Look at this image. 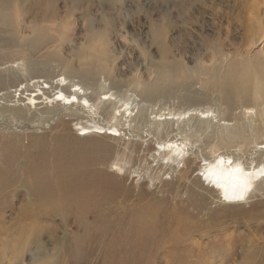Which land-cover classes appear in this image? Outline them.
Here are the masks:
<instances>
[{"label":"rangeland","instance_id":"obj_1","mask_svg":"<svg viewBox=\"0 0 264 264\" xmlns=\"http://www.w3.org/2000/svg\"><path fill=\"white\" fill-rule=\"evenodd\" d=\"M2 2L0 15L7 19L4 25L0 22V73L3 75L8 74L13 64L21 62L37 59L53 64V59L43 55L52 46H58L61 58L72 59L71 48L83 42V27L101 18L109 20L108 30L118 29L121 22H127L123 31L126 34L121 35H126V40L121 36L111 38V45L124 49L129 40L135 41L136 45L128 51L129 57L140 68L141 54L145 55V76L158 64L191 69L201 61L212 69L211 61L219 66L220 56L224 59L221 70L233 61L246 66L251 63L264 66V0ZM44 18H48L46 23L42 21ZM43 24L54 26L50 34L59 29L63 38L36 40L40 44L32 49L33 37L28 28ZM96 28L100 31L104 25L96 22ZM56 38H59L57 34ZM24 76L27 75L19 74L23 84L32 80V77L23 79ZM194 78L190 85H185L180 78L182 87L172 98L153 105L154 112L183 113L196 108L212 111L207 132L190 138L192 144L184 140L183 134H177L190 147L186 165L177 167L158 161L155 143L166 139L160 141L153 133L128 130L122 121L120 134L115 139L106 136L87 139L118 149L127 142L133 144L129 145L133 148L126 150L131 161L119 162L123 166L121 171L112 166L121 156L115 150L107 154L104 165L91 163L82 167L108 176V184L97 190V195L91 194V199L67 188L54 190L44 199L30 186V168L40 155L45 156L46 175L53 178L54 150L59 140L84 141L77 126L79 121L72 116L80 115L75 108L39 104L29 111L35 120L26 121L19 128L9 122L0 124V146L9 135L17 138L15 152L6 160L7 171L0 172V264H264V194L256 195L243 207L228 208L207 188L206 182L197 180L203 165L201 159L211 157L209 150L213 142L209 138L234 126L245 128L250 140L244 144L248 145L247 149L243 151L239 144H233L221 146L219 152L227 158L239 159L246 168L263 164L257 158L256 148L261 143L264 145V104L260 105V101L264 102V91L255 90L252 78L244 97L228 100L219 86L209 83L205 76ZM41 80L47 82L44 77ZM14 90L9 87L7 91ZM2 93L5 91L0 90ZM187 93L200 99L202 104L187 106L184 101ZM17 94H12L15 98L6 103L0 100V106L22 107L27 102L14 103ZM98 98L95 105L100 108V115L96 119L105 121V109L109 105L103 97L99 103ZM247 108L252 111H246ZM197 123V117L190 119L189 128L181 123V132L192 134ZM6 125L15 128L16 135ZM125 129L131 137L124 133ZM256 136L262 137L255 146L251 139ZM72 154L66 150L63 155ZM181 214L191 216L188 226L178 222L176 217ZM147 216L150 223L142 229L151 236L143 243L136 240L139 237L136 231ZM130 238L136 240L139 250L134 247L128 251ZM126 257L133 259L127 262Z\"/></svg>","mask_w":264,"mask_h":264},{"label":"bare ground","instance_id":"obj_2","mask_svg":"<svg viewBox=\"0 0 264 264\" xmlns=\"http://www.w3.org/2000/svg\"><path fill=\"white\" fill-rule=\"evenodd\" d=\"M2 3L6 4V0H3ZM47 19L44 18L42 21L46 23ZM6 20L4 16L0 15V22L3 25ZM51 20H54V18ZM96 22L102 23L104 29L97 30ZM52 23L55 27H58L57 23ZM108 23L109 20L104 21V18H101L91 20L83 27L85 33L82 38L83 42L76 46L73 45L71 48L73 60L70 57L61 58L58 46H52L43 55L45 54L53 59V64L50 61L36 59L21 62L17 65L13 64L10 70H7L8 74L6 75L0 73V90L5 91L0 95V100L6 103L15 98L12 94L18 93L17 101L14 103L27 102L22 107L0 106L1 125L9 122L8 124L18 125L19 128L24 122L35 120L34 116H29L31 115L29 111L31 108L41 106L39 104H49L52 107L70 106L71 109L75 108L77 113L80 114L71 115L79 121L77 126H79L84 141L59 140L58 146L54 150V163L56 165H54L53 178L48 177L45 173L44 155H40L39 159L34 161L30 168L32 171V184L30 186L44 199L48 194H51L50 192L65 188L77 192V194L84 193L83 196L87 199H91V194L97 195V190L99 191L102 186L108 184V176L103 172L84 170L82 167L91 163L104 165L107 161V154L112 153V150H115L114 153L121 154L112 166L117 171L123 170V166L119 162L122 161L127 164L131 161V157H128V151L126 152V150L129 149L128 147L133 148V146H129L133 144L127 142L125 147L118 149L101 141L87 140L91 136H106L115 139L116 135L120 134L119 129L121 130L120 123L122 121L126 123L124 128L128 130L153 133L160 141L166 139L163 143H155L158 161H165L167 165L172 164L177 167L180 164L186 165V158L190 154V147L186 143H191L190 138H197L199 133L207 132L206 127L212 118V111L196 108L183 113H176L172 110H168L166 113L162 111L154 112V103L171 99L173 93L182 87L179 82L180 78L183 79L185 85H190L195 80L196 75L205 76L209 83L219 86L221 93L228 100L233 97H244V90L252 78L255 79V90L264 91V66L254 63L246 66L233 61L221 70V63L224 62L223 56L219 57V66L216 61H211V65H214L212 69L201 61H198L191 69L182 66L169 68L166 64H158L153 72L150 71L145 76L144 74L147 71L145 55L141 54L143 62L140 68L137 67V63L131 62L129 57L128 51H130L132 45H136L135 41L129 40V44L124 46V49H116L111 45V38L115 39L122 34H126L123 31L127 22H121L118 29L109 30L106 26ZM52 27L54 26H44L43 24L42 26L35 25L28 28L29 35L31 34L33 37L31 40L33 41L31 43L32 49L40 44L36 40L43 42L48 37L63 38L59 33V29L50 34L53 30ZM56 34L59 38H56ZM120 38L126 40V35ZM140 52L142 53L141 50ZM14 68H17V70L14 71ZM22 73L27 75L23 79L32 77V80L27 84H23L20 81L21 77H19V74ZM43 77L47 79V82L41 80ZM9 87L15 89L13 93L7 91ZM96 97H99V103H102L100 97H103V101L109 105L104 114L106 122L96 119V115H100V108L95 105ZM184 101L189 107H197L202 104L200 99L189 93L185 94ZM262 104L264 102L260 101V105ZM246 111L251 112L252 109L247 108ZM243 114H245V111ZM4 115H7V117H4ZM196 117L198 123L193 127L195 131L193 130V133L189 135H185L184 131L181 132L183 128L181 123H185V128H189L190 119ZM6 127L16 135L15 128L13 129L7 125ZM108 130H111L114 135L112 132L108 133ZM224 131L226 132L220 131L209 138V142H213L209 150L211 157L201 159L203 165L200 166V175L197 180L201 181L202 184L206 182L207 188L218 195L219 202L223 206L228 208L243 207L256 195L261 196L264 194V145L261 143L256 148L257 158L263 164L254 168H246L238 162L239 159L227 158L219 152L221 146L229 147L233 144H239L240 149L246 150L248 145L244 144L250 140L246 137L245 128L234 126ZM128 132L125 129L124 133L131 137ZM178 133L183 134L184 140L188 142L182 139L179 140ZM261 137L256 136L251 139L252 144L255 146L259 144L256 141ZM16 142L17 138L9 135L5 137V142L0 146V172L7 171L6 160L13 156ZM66 150L72 151L73 154L65 157L63 154ZM151 157L155 160L153 155ZM85 158H88L86 159L88 161L85 162ZM183 215L181 214L176 218L182 225L188 226L191 216L188 214ZM139 221L142 222L141 219ZM147 223H150L149 216L145 217L144 223L140 224L141 226H138L136 233H139V237L136 238L137 241L141 240L144 243L151 236L142 229L143 225L147 226ZM136 240L130 238L129 244L131 246H129L128 251L134 247L139 250ZM131 259L133 258L126 257L127 262Z\"/></svg>","mask_w":264,"mask_h":264}]
</instances>
